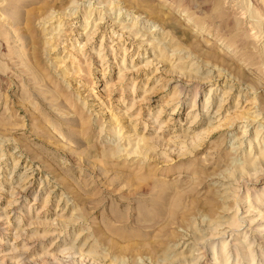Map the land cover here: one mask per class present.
<instances>
[{"label": "rangeland", "instance_id": "obj_1", "mask_svg": "<svg viewBox=\"0 0 264 264\" xmlns=\"http://www.w3.org/2000/svg\"><path fill=\"white\" fill-rule=\"evenodd\" d=\"M0 264H264V0H0Z\"/></svg>", "mask_w": 264, "mask_h": 264}, {"label": "bare ground", "instance_id": "obj_2", "mask_svg": "<svg viewBox=\"0 0 264 264\" xmlns=\"http://www.w3.org/2000/svg\"><path fill=\"white\" fill-rule=\"evenodd\" d=\"M143 188V187H142ZM190 259V258H189Z\"/></svg>", "mask_w": 264, "mask_h": 264}]
</instances>
